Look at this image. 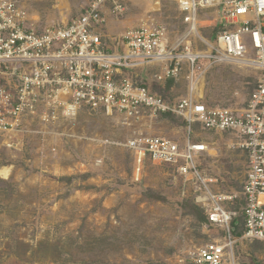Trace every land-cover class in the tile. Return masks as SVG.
<instances>
[{
    "label": "rangeland",
    "instance_id": "1",
    "mask_svg": "<svg viewBox=\"0 0 264 264\" xmlns=\"http://www.w3.org/2000/svg\"><path fill=\"white\" fill-rule=\"evenodd\" d=\"M105 10L104 39L110 45L126 30L142 24L167 27L170 44L191 41L208 51L224 30L216 9L199 13V31L186 38L188 26L178 0H118ZM92 0H19L41 28L79 17ZM159 70L143 76L154 92L170 102L188 95V72L156 85ZM263 72L219 64L198 85L201 101L211 107L242 110L259 86ZM210 155L201 169L214 191L236 196L234 254L225 264H264V242L242 239L243 184L247 157L230 134L201 132ZM163 137L184 144L185 121L161 115L127 122L119 115L81 110L75 118L49 125L33 123L17 136L0 135V264H194L192 254L224 236L210 226L196 202L195 186L170 165L147 161L136 175L135 156L126 144L138 136Z\"/></svg>",
    "mask_w": 264,
    "mask_h": 264
},
{
    "label": "built area",
    "instance_id": "2",
    "mask_svg": "<svg viewBox=\"0 0 264 264\" xmlns=\"http://www.w3.org/2000/svg\"><path fill=\"white\" fill-rule=\"evenodd\" d=\"M188 26L186 38L199 31V13L216 9L225 30L208 51L191 41L170 44L167 27L142 24L119 40L104 39L105 10L122 12L118 0H92L84 12L57 26H36L19 0H0V135L17 136L33 123L45 126L72 119L81 110L119 115L140 122L161 115L185 121L184 144L163 137L138 136L126 146L135 156L136 175L147 161L173 166L195 186L196 202L210 226L224 236L192 254L194 264H225L234 254L236 214L226 208L236 196L212 189L201 169L208 143L195 133L230 134L247 157L243 184L242 239L264 242V0H178ZM252 61L263 78L242 110L211 107L198 93L205 73L219 64ZM159 70L156 85L178 80L187 70L188 95L170 102L154 92L143 72Z\"/></svg>",
    "mask_w": 264,
    "mask_h": 264
},
{
    "label": "bare ground",
    "instance_id": "3",
    "mask_svg": "<svg viewBox=\"0 0 264 264\" xmlns=\"http://www.w3.org/2000/svg\"><path fill=\"white\" fill-rule=\"evenodd\" d=\"M243 66H246V67H255V65L253 64L252 61H245L243 63ZM9 173H10V170L9 169H4L0 172V175L4 176L5 178H7L9 176Z\"/></svg>",
    "mask_w": 264,
    "mask_h": 264
},
{
    "label": "trees",
    "instance_id": "4",
    "mask_svg": "<svg viewBox=\"0 0 264 264\" xmlns=\"http://www.w3.org/2000/svg\"><path fill=\"white\" fill-rule=\"evenodd\" d=\"M170 81H172V80H170Z\"/></svg>",
    "mask_w": 264,
    "mask_h": 264
}]
</instances>
